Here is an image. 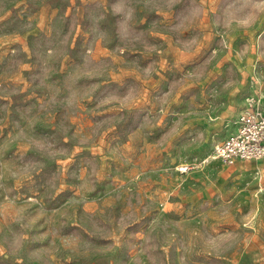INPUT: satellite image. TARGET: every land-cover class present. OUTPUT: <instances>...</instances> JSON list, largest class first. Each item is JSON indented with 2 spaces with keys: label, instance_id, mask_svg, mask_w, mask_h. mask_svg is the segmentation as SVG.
Wrapping results in <instances>:
<instances>
[{
  "label": "rangeland",
  "instance_id": "1",
  "mask_svg": "<svg viewBox=\"0 0 264 264\" xmlns=\"http://www.w3.org/2000/svg\"><path fill=\"white\" fill-rule=\"evenodd\" d=\"M250 103L264 0H0V264H264Z\"/></svg>",
  "mask_w": 264,
  "mask_h": 264
},
{
  "label": "built area",
  "instance_id": "2",
  "mask_svg": "<svg viewBox=\"0 0 264 264\" xmlns=\"http://www.w3.org/2000/svg\"><path fill=\"white\" fill-rule=\"evenodd\" d=\"M264 157V112L253 103L244 107L234 121V129L217 143L209 158L225 165ZM182 170L186 171L187 167Z\"/></svg>",
  "mask_w": 264,
  "mask_h": 264
},
{
  "label": "crops",
  "instance_id": "3",
  "mask_svg": "<svg viewBox=\"0 0 264 264\" xmlns=\"http://www.w3.org/2000/svg\"><path fill=\"white\" fill-rule=\"evenodd\" d=\"M242 110V109H241ZM241 110L237 113V115H236V117L239 115V113L241 112ZM235 117V118H236ZM192 120H194L196 123H199V124H205V129L207 130V131H211L212 130V127L214 126V125H217V124H219V121H215V119H214V117H213V115H212V113H211V111H209V112H204V113H201V114H199V115H195L194 116V118L192 119ZM233 129H234V127H233ZM232 131V130H231ZM230 131V132H231ZM230 132H228V134L230 133ZM227 134V135H228ZM226 135V136H227ZM226 136L221 140V141H219V142H222L225 138H226ZM219 142H217V143H219ZM216 143V144H217ZM208 161H212V160H216V161H213V162H211V164H210V169L212 170V169H214L215 167H217L218 165H219V163H218V161H220L221 163H223L220 159H211V158H209L208 157V159H207ZM206 160V161H207ZM247 161H260L259 163H258V165H256V166H264V157L262 158V159H260V160H245V161H240V162H247ZM224 164V163H223ZM257 164V163H256ZM247 165H250L249 163L247 164ZM182 171H184V170H182ZM242 176V175H241ZM206 218V217H205Z\"/></svg>",
  "mask_w": 264,
  "mask_h": 264
}]
</instances>
